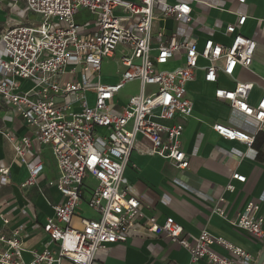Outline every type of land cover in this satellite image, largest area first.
Returning <instances> with one entry per match:
<instances>
[{
  "label": "built area",
  "instance_id": "built-area-1",
  "mask_svg": "<svg viewBox=\"0 0 264 264\" xmlns=\"http://www.w3.org/2000/svg\"><path fill=\"white\" fill-rule=\"evenodd\" d=\"M20 2L34 20L15 23L0 35V102L32 132L21 138L5 133L4 138L26 166L22 189L37 186L44 171L42 162L27 161L26 154L34 144L51 149L58 176L47 185L61 199L42 224L48 242L41 249L26 250L19 227L0 233V264H95L99 250L125 243L140 230L165 235L187 251L193 264L252 263L249 253L221 236L203 230L191 237L172 217L159 223L147 216L124 175L134 151L188 168L178 119L193 114L187 87L198 72L214 85L216 99L259 124L264 121V95L249 103L252 84H220L222 77L251 69L256 42L239 32L247 16L234 13V23L224 27L229 44L211 38L199 43L168 32L164 23L171 19L190 25L192 3L214 8L202 0H0V9L15 15ZM158 22L162 25L155 29ZM111 60L118 77L107 82L102 67ZM129 83H136L138 92L122 101L119 94ZM213 129L228 141L250 146L254 140L231 125L217 123ZM9 172V167L0 168L1 184L8 182ZM231 180L244 183L246 178L233 173ZM225 189L232 192L234 185ZM223 201L218 199L211 212L263 242L259 203L249 201L229 216ZM82 204L95 217L78 215ZM1 221L9 225L8 219Z\"/></svg>",
  "mask_w": 264,
  "mask_h": 264
},
{
  "label": "crops",
  "instance_id": "crops-1",
  "mask_svg": "<svg viewBox=\"0 0 264 264\" xmlns=\"http://www.w3.org/2000/svg\"><path fill=\"white\" fill-rule=\"evenodd\" d=\"M162 1L172 4L182 0ZM202 1L214 8L192 3L193 23L186 26L169 19L164 23L165 28L183 39L201 43L211 38L229 44L231 39L223 34L224 27L234 23V13L245 14L247 19L239 32L256 42L251 69L238 70L230 79L222 77L220 84L225 87H232L235 82L252 84L249 103L256 104L264 95V0H245L244 4L236 0ZM18 7H24L23 3L20 2ZM10 18L13 19L11 24L8 23ZM19 22L22 21L15 15L0 9V35ZM160 25L162 23L158 22L154 28ZM187 91L193 103V114L178 120L184 126L182 149L188 155V168L178 169L161 157L134 151L124 175L147 216L156 217L159 223L172 217L191 237L203 230L221 236L249 253L253 258L249 264H256L264 250V241H256L231 227L211 210L214 203L223 198L220 205L229 216H233L253 200L259 203L260 214L264 218V121L259 124L231 110L226 102L216 99L214 85L203 81L202 72L197 73L196 80L188 85ZM217 123L231 125L253 135V143L249 146L219 137L213 129ZM31 132L13 109L0 102V168L9 167L10 170L8 182L0 183V233L21 228L24 248L28 251L39 250L48 242L42 224L53 216L52 205L61 199L56 189L47 185L58 176L55 158L49 147L34 144L26 154L27 161L42 162L44 171L37 186L26 189L20 187L27 169L21 159L16 157L4 134L11 133L21 138L29 136ZM233 173L245 176V182L232 181ZM230 182L234 185L232 192L225 189ZM78 214L95 217L84 204L79 206ZM2 217L8 219V226L2 224ZM78 219L76 216L73 220L75 226L79 225ZM216 250L225 254L219 248ZM95 264L193 263L187 251L172 243L165 235L156 237L140 230L125 243L112 244L99 250L95 255Z\"/></svg>",
  "mask_w": 264,
  "mask_h": 264
},
{
  "label": "rangeland",
  "instance_id": "rangeland-1",
  "mask_svg": "<svg viewBox=\"0 0 264 264\" xmlns=\"http://www.w3.org/2000/svg\"><path fill=\"white\" fill-rule=\"evenodd\" d=\"M15 12L16 18L20 19L23 23H30L32 20H34L33 15L28 11L27 8L24 7H17L13 10ZM9 15H11L9 13ZM14 15V14H13ZM13 21L12 18L8 21L9 24H11ZM4 25V24H3ZM2 44H0V49H2ZM117 64L115 61H105L103 63L102 67V78L104 81L111 82L114 81L113 78L118 77L117 73ZM138 92V85L136 83H129L125 85L123 90L120 92L119 96L122 101H126L131 95H134ZM89 96V101L92 104L93 102V97L91 94H88ZM80 215V214H78Z\"/></svg>",
  "mask_w": 264,
  "mask_h": 264
},
{
  "label": "water",
  "instance_id": "water-1",
  "mask_svg": "<svg viewBox=\"0 0 264 264\" xmlns=\"http://www.w3.org/2000/svg\"><path fill=\"white\" fill-rule=\"evenodd\" d=\"M263 261H264V250L262 251L260 257L258 258L256 264H262Z\"/></svg>",
  "mask_w": 264,
  "mask_h": 264
}]
</instances>
